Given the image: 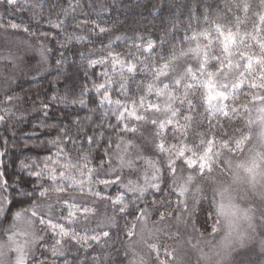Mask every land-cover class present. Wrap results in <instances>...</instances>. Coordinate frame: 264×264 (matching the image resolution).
Wrapping results in <instances>:
<instances>
[{
    "label": "snow or ice",
    "instance_id": "1",
    "mask_svg": "<svg viewBox=\"0 0 264 264\" xmlns=\"http://www.w3.org/2000/svg\"><path fill=\"white\" fill-rule=\"evenodd\" d=\"M0 2L15 7L17 0ZM157 5L165 6L156 0L153 11L158 10ZM98 6L88 4L89 9ZM260 6L264 8V0ZM249 7L247 3L237 5L245 13ZM77 12L88 17L79 0L69 2L55 21L51 16L47 20L51 28L65 33L64 43L57 41L61 48L71 40L92 42L86 35L66 33L69 18L77 20L78 28L87 24ZM40 15L34 10L31 21L38 25ZM256 15L259 24L241 30L240 16L211 20L206 10V26L192 31L191 36L187 32L193 29L192 22L183 27L173 22L171 30L166 28L155 40L140 36L137 44L133 39L135 51L123 53L114 47L125 37L96 24L93 31L108 39L100 40L96 52L80 55L88 58L92 68L119 66V71L100 72L102 82H93L96 104L114 105L115 109L104 112L105 131L81 140L70 134L68 125L47 122V109L76 104L72 96L80 97L83 104L88 90L66 91L63 96H50L51 104L42 102L43 119L33 125L41 132L26 134L35 143H24L19 156L9 137L0 136V217L12 221L0 230V264H56L55 258L65 255L69 246L111 247L121 233L127 238L138 236L147 247L148 259L133 252L129 264H170L161 259L162 254L172 256L175 264V257L162 242L173 234L161 225L183 224L203 236L209 221L208 235L219 233L221 239L210 246L205 259L215 256L217 264H236L233 252L247 247L258 230L264 233V208L257 217L255 206L256 200L264 204V11ZM21 27L8 25L14 30ZM23 31L45 38L40 55L41 64H47L51 52L47 38L56 36L43 31L37 36L27 26ZM62 63L61 55L55 64ZM114 86L119 88L115 100L110 91ZM0 99L5 105H14L34 98L17 96L9 88ZM17 112L21 110L0 107V127L5 132L10 125L14 130L23 123L22 112L13 119ZM108 117H114L115 123ZM204 121L208 126L201 131ZM254 127L260 129L255 137ZM9 164L19 171L9 174ZM214 170L230 176L232 185L242 187L252 200L242 207L229 188L202 186L201 181ZM98 205L106 209L102 215ZM200 213L204 214L202 222ZM20 223L27 228L19 229ZM198 223L204 231L197 228ZM137 224L141 225L139 233ZM259 244L264 257V239Z\"/></svg>",
    "mask_w": 264,
    "mask_h": 264
},
{
    "label": "trees",
    "instance_id": "2",
    "mask_svg": "<svg viewBox=\"0 0 264 264\" xmlns=\"http://www.w3.org/2000/svg\"><path fill=\"white\" fill-rule=\"evenodd\" d=\"M69 2L76 3V0H17L15 7H9L6 3L0 2V23L4 25V28L0 29V56L3 52L17 51L25 61L24 64H21V60L18 62L12 58H0V98L9 88L14 89L17 96L34 98L14 105H5L0 99V107H11L14 111L19 108L25 117L23 123L16 124L14 130L11 125L8 132L0 127V136H8L10 143L16 145L18 149L15 152L16 156L20 155V151H24V143H35V139L29 138L26 134L32 131L41 132L40 129H34L33 125L43 119L41 104L42 102L51 104L49 97L52 95L63 96L66 91L79 93L81 88L88 90L83 97V104L77 101L74 105L56 104L47 109L49 112L47 122L49 124L68 125L71 129L70 134L72 136L79 135L81 140L85 136L94 135L107 129L104 112L114 110L115 106L99 107L95 102L98 96L93 88V82H102L98 75L101 67H89L88 58L80 55V53L88 51L96 52L101 48L100 40L108 39V37H101L93 31L96 24L111 29L116 35L124 36V39L115 42L114 50L125 52L134 49L132 47L133 39L137 44L140 43V36H150L155 40L158 36L164 35L166 28L171 30L173 22L181 27L192 22L193 29L187 32L191 36L192 31H199L206 26L204 21L206 10L208 18L211 20H216L218 17L230 18L233 17V14L240 16L243 27L245 25L250 27L252 23L259 24V17L256 13L264 11V8L260 6V0H161L165 6L157 5L158 10L156 11L152 10L156 0H79L83 10L88 13V17H82L79 12L76 15L81 21L87 19V24L82 23L78 28L76 26L77 20L69 18L65 31L75 35H86L92 42L71 40L61 48L57 41L64 43L65 33L51 28L47 20L51 16L55 21L57 13L68 8ZM92 2L99 6L95 9H89L88 4ZM244 3L250 5L248 13H245L242 8H237V5ZM34 10L42 14L37 18L39 20L38 25L31 21ZM60 19H64V17H60ZM10 23L22 25V27L19 30L10 29L8 28ZM23 26L29 27L31 31L36 32L37 36L41 31L52 32L56 36V39L47 38V47L51 49L47 64L42 65L41 58L34 54L29 55L30 48L16 40V33L26 34L23 31ZM40 38L42 41L45 39ZM35 40L38 39L35 37ZM61 55L63 63L57 66L55 60ZM37 68L40 70L37 71ZM85 72L89 73V76H85ZM93 72L96 75H93ZM112 90V98H119L118 86H114ZM37 93L40 94L38 97L36 96ZM71 98L77 100L79 97L72 96ZM21 112H17V117L13 119L18 118ZM107 119L115 123L114 117ZM75 120H79L80 123L75 124ZM52 127L50 125L49 132L54 131ZM13 131H15V135H12ZM84 149H87L86 144ZM20 158L25 159V163L28 162L25 157ZM17 171L19 170L15 165L9 164V174ZM208 180L203 179L202 186L212 185L211 181ZM16 210L13 208V211ZM199 216L202 222L204 214L200 213ZM11 223V219L5 222L3 217H0V230L9 227ZM197 226V228L203 229L200 228L199 223ZM183 227L182 224L180 226V224L172 223L169 232L182 235L185 232ZM113 250L115 249L101 250L96 245H93L92 249L70 246L66 249L65 255L57 256L56 259L60 262L70 261L80 262V264H92L93 260L96 261V264H120V261L116 260V254ZM240 257H235L236 264H264V257L258 252L250 253L243 258Z\"/></svg>",
    "mask_w": 264,
    "mask_h": 264
},
{
    "label": "rangeland",
    "instance_id": "3",
    "mask_svg": "<svg viewBox=\"0 0 264 264\" xmlns=\"http://www.w3.org/2000/svg\"><path fill=\"white\" fill-rule=\"evenodd\" d=\"M243 26L241 25V30H243ZM16 40L18 41V43H22L25 44L26 47L30 48L28 51V54H34L36 57L41 58L40 55V47H41V41L42 39H38L35 40L34 36H31L29 34H21L20 32L16 33ZM35 40V41H34ZM127 51H135V49L132 50H127ZM123 53V52H120ZM12 58L15 61H20L21 60V64H24V58L23 56L17 52V51H13V52H6V53H2L0 58ZM41 62V60H40ZM20 64V65H21ZM119 71V66L117 65L116 69H108L107 67H101V70L99 71ZM118 84V82H117ZM119 89V88H118ZM111 91V90H110ZM113 91V90H112ZM112 93V92H111ZM84 97V96H83ZM82 97V99H83ZM81 98L79 97L76 101H79ZM113 100H115L114 98H112ZM117 99V98H116ZM151 99H154V97H152ZM129 108H131V103L129 102ZM214 123V121H213ZM221 123H223V120H221ZM204 125L205 127L203 129H201V131H204L207 126H208V121H204ZM260 129L258 127H254L253 128V136L255 137L256 135H258ZM204 179H209L208 181H211L212 186L216 187V186H222L225 188H229L230 189V194L231 196L234 198V200H236L242 207L247 205L252 198L247 196L244 192V189L242 187L238 188L237 186L232 185L231 183V177L228 176L227 174H222L219 170H214V172L212 173V175L210 177H205ZM202 183V181H201ZM113 195H115V192L112 193ZM73 195H78V193H73ZM255 206L257 208V217H259V210L261 208H264V204H261L260 201L256 200L255 201ZM99 207V212L102 215L106 209L102 206V205H98ZM109 214L110 213V209L107 210ZM131 219V218H130ZM172 223L174 222H167L166 224H162V227H165V231L169 232V228L171 227ZM211 223L212 221H209V225H208V232L211 231ZM183 225V224H182ZM181 226V224H180ZM19 229H26L27 228V224L25 223H20L18 225ZM92 227H95V224H92ZM149 228H152L153 226H151V224H148ZM198 227V226H197ZM186 227L184 226L182 229H184V233L182 235H178L176 233H172L173 234V238L168 239L165 238L163 239V245L168 247L169 251L172 253V255L175 257V264H217V257L215 256H211L210 259L206 260L205 259V255L208 254L210 252V246L214 245L216 243L219 242V240L221 239V234L217 233L214 235H208V232H205V234L203 236H200L198 232H193L192 229H185ZM191 228V227H189ZM136 230L137 233L140 232L141 230V225L137 224L136 226ZM187 231H191V232H187ZM200 231H204V229H200ZM158 235H163V234H158ZM145 238H147V234H145ZM0 239H3V237H0ZM264 239V233H260L259 230L257 231V234L254 236L252 242H250L248 244L247 247H242V248H238L236 251L233 252L232 254V258L235 259V257L237 256H241L240 258H243L247 255H249L250 253H255L258 252L260 253V240ZM159 243V241H158ZM120 244V245H119ZM115 245H117V247H114ZM131 245V247H129ZM99 249L101 250H110V249H115L114 254H116V260L120 261V264H129V260L132 259V253H138L141 256H144L145 259H148L146 253H147V247L146 245L143 244V242H141L139 240V237H132V238H127L123 235V233L120 234V238L119 241L114 243L111 247H100L99 245H96ZM70 248V246L68 247ZM128 250L129 251V255L125 256L124 255V251ZM161 259H168L170 264H173L172 262V256L169 257H165L163 254L161 255ZM56 264H80V262H70V261H62L60 262V260L56 259Z\"/></svg>",
    "mask_w": 264,
    "mask_h": 264
}]
</instances>
